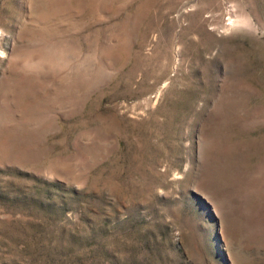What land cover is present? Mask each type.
Segmentation results:
<instances>
[{
    "label": "rangeland",
    "instance_id": "1",
    "mask_svg": "<svg viewBox=\"0 0 264 264\" xmlns=\"http://www.w3.org/2000/svg\"><path fill=\"white\" fill-rule=\"evenodd\" d=\"M0 264H264V0H0Z\"/></svg>",
    "mask_w": 264,
    "mask_h": 264
}]
</instances>
